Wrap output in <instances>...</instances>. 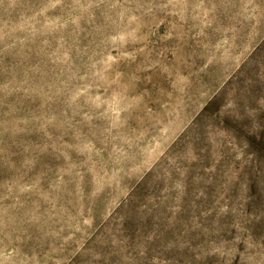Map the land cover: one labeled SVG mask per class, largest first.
Wrapping results in <instances>:
<instances>
[{"label":"rangeland","instance_id":"1","mask_svg":"<svg viewBox=\"0 0 264 264\" xmlns=\"http://www.w3.org/2000/svg\"><path fill=\"white\" fill-rule=\"evenodd\" d=\"M0 264H264V0H0Z\"/></svg>","mask_w":264,"mask_h":264}]
</instances>
